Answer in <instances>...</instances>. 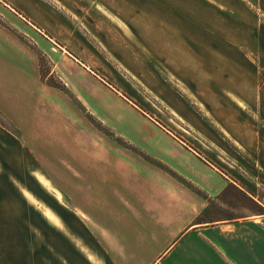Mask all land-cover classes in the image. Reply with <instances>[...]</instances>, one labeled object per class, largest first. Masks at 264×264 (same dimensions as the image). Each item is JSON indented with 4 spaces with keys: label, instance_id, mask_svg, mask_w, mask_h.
Masks as SVG:
<instances>
[{
    "label": "crops",
    "instance_id": "1",
    "mask_svg": "<svg viewBox=\"0 0 264 264\" xmlns=\"http://www.w3.org/2000/svg\"><path fill=\"white\" fill-rule=\"evenodd\" d=\"M0 4L86 73L108 78L97 66L107 61L187 96L164 98L185 133L134 104L168 133L166 147L144 141L167 169L89 145L48 172L41 74L16 40L31 73L21 99L0 106V264H264V214L199 220L232 189L264 207V0ZM0 96L12 101L3 87Z\"/></svg>",
    "mask_w": 264,
    "mask_h": 264
},
{
    "label": "rangeland",
    "instance_id": "2",
    "mask_svg": "<svg viewBox=\"0 0 264 264\" xmlns=\"http://www.w3.org/2000/svg\"><path fill=\"white\" fill-rule=\"evenodd\" d=\"M16 15L12 16L0 4V88H5L12 95V101L8 102L0 96V106L6 108L21 99L23 86L21 80L23 76L31 73L28 71L30 67L28 60L16 44V40H19L30 47L41 74V79L37 80V87L44 89L42 101L46 106V119L43 124L46 129L47 171L57 170V164L68 165L71 156L85 151L89 145H93L94 150L110 153L133 152L150 160L154 166L167 169L165 164L151 157L150 153L156 144L144 141L160 140V145L166 147L169 145L166 138L168 133L153 125V122L134 104L144 106L146 113L154 115L158 120L174 119L175 124L170 121L173 124L172 128L179 133H185L177 123L180 121L176 113L166 109L164 98L167 96L171 97V101H175V97H187L178 92L179 88L173 80L147 79L145 83L149 87H144L117 69V65L107 61H99L97 66L106 72L108 78L103 76L98 78L95 74L84 72L70 58L52 53L48 46L43 48L39 44L44 41L42 36L32 27L30 36L24 34L22 29L28 28ZM106 68H109L110 72L107 73ZM260 79L264 82V71H261ZM111 86L119 90L123 97ZM151 86H155L153 90L161 92V95L152 93ZM134 97L137 99L136 102ZM4 121L5 117L0 112V123H5ZM42 193L47 202L49 199L53 200L51 192ZM260 196L261 198L264 196V191H261ZM262 203L264 204V200ZM262 208L264 209L263 206ZM260 213L264 211L260 212V208L232 189L219 200L212 202L208 212L200 216L199 220Z\"/></svg>",
    "mask_w": 264,
    "mask_h": 264
},
{
    "label": "trees",
    "instance_id": "3",
    "mask_svg": "<svg viewBox=\"0 0 264 264\" xmlns=\"http://www.w3.org/2000/svg\"><path fill=\"white\" fill-rule=\"evenodd\" d=\"M234 188H236V187H234ZM237 189V188H236ZM238 191H239V193L243 196V197H245L246 199H248L252 204H254L255 206H257L258 208H260V212L262 211H264V209L262 208V206H260L259 204H258V202H256L255 200H253L252 198H249L247 195H245L241 190H239V189H237ZM260 214H264V213H260Z\"/></svg>",
    "mask_w": 264,
    "mask_h": 264
}]
</instances>
